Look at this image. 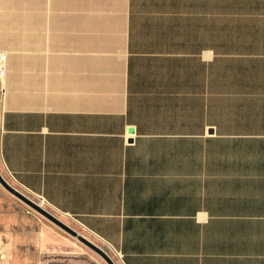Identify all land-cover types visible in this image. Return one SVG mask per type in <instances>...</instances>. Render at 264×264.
Returning <instances> with one entry per match:
<instances>
[{
	"label": "crops",
	"instance_id": "1",
	"mask_svg": "<svg viewBox=\"0 0 264 264\" xmlns=\"http://www.w3.org/2000/svg\"><path fill=\"white\" fill-rule=\"evenodd\" d=\"M1 69L0 164L123 264H264V0H0Z\"/></svg>",
	"mask_w": 264,
	"mask_h": 264
},
{
	"label": "rangeland",
	"instance_id": "2",
	"mask_svg": "<svg viewBox=\"0 0 264 264\" xmlns=\"http://www.w3.org/2000/svg\"><path fill=\"white\" fill-rule=\"evenodd\" d=\"M0 171L12 184L33 198L40 200L39 196L28 192L17 184V182L1 164ZM43 204L57 213L78 231H82L89 237L96 240L98 244H100L110 254L114 261L118 264H123L121 256L112 246L88 230L78 220L63 214L61 211L53 208L46 201H43ZM41 230L48 232L49 236L52 238L53 243L50 244V246L54 245L58 247L59 250L57 252L68 253L74 257L77 262H80V264H108V262L98 252L26 204L0 183V264H22V261L17 262L15 260V257L20 259L22 255L23 258L26 256V258L30 259L31 250L27 249L29 248V245L27 244L31 241V237L34 234L39 233ZM13 233L17 234L18 238H22L23 241V243L18 245V247L15 245L17 248L15 250L9 246L13 238ZM14 238H16V236ZM47 252L51 251H44V256H47ZM43 259L45 260L46 258L43 257Z\"/></svg>",
	"mask_w": 264,
	"mask_h": 264
},
{
	"label": "water",
	"instance_id": "3",
	"mask_svg": "<svg viewBox=\"0 0 264 264\" xmlns=\"http://www.w3.org/2000/svg\"><path fill=\"white\" fill-rule=\"evenodd\" d=\"M0 183L15 196L20 198L26 204L43 214L45 217L76 236L79 240L85 243L87 246L98 252L107 262L108 264H116L114 259L110 256V254L97 242L90 239L85 234L79 232L75 227L66 222L62 217H60L57 213L46 207L39 200L33 198L14 184H12L0 171Z\"/></svg>",
	"mask_w": 264,
	"mask_h": 264
},
{
	"label": "bare ground",
	"instance_id": "4",
	"mask_svg": "<svg viewBox=\"0 0 264 264\" xmlns=\"http://www.w3.org/2000/svg\"><path fill=\"white\" fill-rule=\"evenodd\" d=\"M1 73V72H0ZM42 203V202H41ZM43 204V203H42ZM79 232H81V233H83L82 231H79ZM83 234H85V233H83ZM86 235V234H85ZM86 236H88V235H86ZM76 237V236H75ZM89 237V236H88ZM90 239H92V240H94L93 238H91V237H89ZM95 242H97L96 240H94ZM98 243V242H97ZM115 263L116 264H118L116 261H115Z\"/></svg>",
	"mask_w": 264,
	"mask_h": 264
},
{
	"label": "built area",
	"instance_id": "5",
	"mask_svg": "<svg viewBox=\"0 0 264 264\" xmlns=\"http://www.w3.org/2000/svg\"><path fill=\"white\" fill-rule=\"evenodd\" d=\"M0 71H3V69H1ZM40 200L43 199V201H46L43 197H39ZM117 251V250H116ZM119 253V255L121 256V253L119 251H117Z\"/></svg>",
	"mask_w": 264,
	"mask_h": 264
}]
</instances>
